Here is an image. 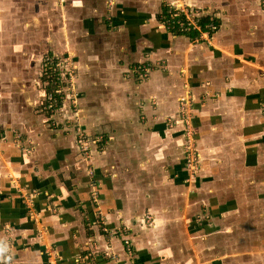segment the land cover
<instances>
[{"label":"crops","instance_id":"0c3cea01","mask_svg":"<svg viewBox=\"0 0 264 264\" xmlns=\"http://www.w3.org/2000/svg\"><path fill=\"white\" fill-rule=\"evenodd\" d=\"M176 4L216 21L213 47L171 29ZM66 47L75 104L45 113ZM74 107L104 142L94 188ZM0 264H264V0H0Z\"/></svg>","mask_w":264,"mask_h":264},{"label":"built area","instance_id":"2783aa9c","mask_svg":"<svg viewBox=\"0 0 264 264\" xmlns=\"http://www.w3.org/2000/svg\"><path fill=\"white\" fill-rule=\"evenodd\" d=\"M166 21L170 22L171 29H175L179 33H198L197 37L193 39V42L200 48H210L213 47V32L217 31V25L210 24L206 26V29H202L200 18L195 15V12L188 7H185L180 4L172 6L167 11ZM174 22V23H173ZM69 57H63L62 63L55 62V69L58 68V71L53 70L49 79L50 83V94L47 97V100L43 106L45 113H54L58 111L60 106L63 103L75 104L74 96L76 95V80L77 73L74 69L73 61L68 60ZM144 76H146V69L144 68ZM192 98L190 93L187 90H183L178 94V111L180 120L185 126V138H184V160L185 167L188 172V179L192 180L196 176V171L199 166V158L195 150V132L192 130L190 125L192 109ZM75 142L78 146L80 157H81V168L85 170L89 176L91 182L89 185L91 188H94L96 181L94 180V171L91 168L90 158L92 157L93 150H99L103 145V140L94 136L93 138H88L81 127V118L79 111L74 107L73 109V118L69 123ZM15 146L26 154H31L33 152L32 147L25 146L22 144V141L19 139L18 135L16 141L14 142ZM97 194L92 192L90 200L93 201L94 205H97ZM94 211L97 210V206L94 207ZM95 222L97 224H103V219L101 215L96 216ZM145 224L147 226H152L153 222L150 220V216L145 217ZM103 222V223H102ZM105 234H108L110 237L119 238L118 235L122 233V230L118 231L109 230L105 226L102 228ZM111 237V239H112ZM126 248V253L128 256L131 255V247L127 241L124 242ZM109 258L116 260V257L113 253H110Z\"/></svg>","mask_w":264,"mask_h":264},{"label":"trees","instance_id":"16d2710c","mask_svg":"<svg viewBox=\"0 0 264 264\" xmlns=\"http://www.w3.org/2000/svg\"><path fill=\"white\" fill-rule=\"evenodd\" d=\"M211 18V17H210ZM208 16L206 17H202L200 18V23H201V26H202V29H206V26L210 25V24H214L216 25V21L214 19H210ZM51 79H49V83H51ZM50 88V87H49ZM50 90V89H49Z\"/></svg>","mask_w":264,"mask_h":264},{"label":"rangeland","instance_id":"374dc122","mask_svg":"<svg viewBox=\"0 0 264 264\" xmlns=\"http://www.w3.org/2000/svg\"><path fill=\"white\" fill-rule=\"evenodd\" d=\"M68 39L71 40V39H73V38H72V36H70L69 38L67 37L66 40H65V43H66V44H67ZM64 48H65V46H64L63 48H61V50H62L61 52H63ZM70 53H71V51H69L68 48L66 47V49H65V51H64V57H69L68 60H69V61H72V60H73V59H72V53H71V55H70ZM146 226H147V225H146ZM147 227H149V226H147ZM150 227H153V225L150 226ZM124 234H125V231H122V233L120 234V237H122Z\"/></svg>","mask_w":264,"mask_h":264}]
</instances>
